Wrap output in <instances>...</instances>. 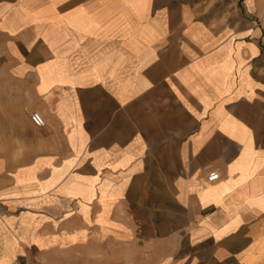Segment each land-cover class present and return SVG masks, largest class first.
I'll return each mask as SVG.
<instances>
[{
    "label": "crops",
    "instance_id": "1",
    "mask_svg": "<svg viewBox=\"0 0 264 264\" xmlns=\"http://www.w3.org/2000/svg\"><path fill=\"white\" fill-rule=\"evenodd\" d=\"M0 140V264H264V0H0Z\"/></svg>",
    "mask_w": 264,
    "mask_h": 264
},
{
    "label": "rangeland",
    "instance_id": "2",
    "mask_svg": "<svg viewBox=\"0 0 264 264\" xmlns=\"http://www.w3.org/2000/svg\"><path fill=\"white\" fill-rule=\"evenodd\" d=\"M35 111V110H32ZM29 116L31 115V112ZM37 111V110H36ZM2 143L3 141L0 140V151H2ZM113 253L109 252L106 253L107 258L112 256ZM100 258L99 254L96 253H86L81 248H76L75 250L71 251H58V252H44L40 258H33L30 263L27 264H89V259L95 262Z\"/></svg>",
    "mask_w": 264,
    "mask_h": 264
},
{
    "label": "built area",
    "instance_id": "3",
    "mask_svg": "<svg viewBox=\"0 0 264 264\" xmlns=\"http://www.w3.org/2000/svg\"><path fill=\"white\" fill-rule=\"evenodd\" d=\"M30 118H31L32 122L37 126H43L46 123L43 114L39 111H36V110L31 112ZM220 176H221V174H220L218 169H212L207 174V180L208 181H216L220 178ZM12 264H21V263L18 261H15Z\"/></svg>",
    "mask_w": 264,
    "mask_h": 264
}]
</instances>
